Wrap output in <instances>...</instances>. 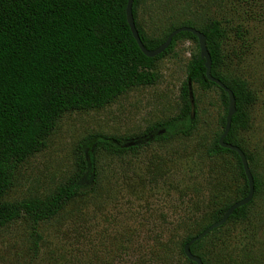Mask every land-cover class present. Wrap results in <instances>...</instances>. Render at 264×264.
<instances>
[{"label":"rangeland","instance_id":"1","mask_svg":"<svg viewBox=\"0 0 264 264\" xmlns=\"http://www.w3.org/2000/svg\"><path fill=\"white\" fill-rule=\"evenodd\" d=\"M137 15L153 36L176 19L221 23L226 32L221 70L244 80L255 96L240 138L264 176V0H142ZM197 51L194 42L178 41L173 53L156 63L154 85L131 89L102 109L62 115L43 150L18 166L4 201L44 197L66 181L75 169L79 141L90 134L136 137L175 117L187 65ZM191 88L197 125L190 137L153 142L124 157L98 154L100 185L39 224L38 240L24 219L0 228V264H184L178 246L167 252L166 243L197 233L208 212L230 203L240 184L231 156L205 155L221 130L219 92ZM255 212L264 264V193Z\"/></svg>","mask_w":264,"mask_h":264},{"label":"trees","instance_id":"2","mask_svg":"<svg viewBox=\"0 0 264 264\" xmlns=\"http://www.w3.org/2000/svg\"><path fill=\"white\" fill-rule=\"evenodd\" d=\"M141 1L133 0L132 13L145 49H156L181 27L194 28L205 36L211 76L233 93L236 103L224 142L244 153L254 181L250 203L235 210L223 226L195 242L190 252L203 264H261L260 224L253 219L256 202L264 193V176L252 166L253 159L240 138V133L248 129V109L255 96L244 80L225 75L221 70L226 32L215 19L201 22L176 19L169 21L159 35H149L138 22ZM126 3L127 0H0V228L24 219L32 224V234L38 240L39 224L54 220L66 206L93 194L100 185L98 154L124 157L153 142L190 137L197 125L196 104L193 94L191 104L188 88L191 82V87L219 92L224 110L221 130L205 155L210 160L231 156L236 179L240 181L232 201L210 210L207 223L197 233L166 243L167 252L178 246L184 264H195L185 257L184 245L220 220L233 203L248 193L238 155L218 144L225 126L228 97L206 79L199 49L187 65L186 81L180 89L181 108L175 117L149 126L136 137L90 134L79 141L75 169L66 181L44 197L4 201L18 166L43 150L62 115L102 109L131 89L154 85L158 80L156 63L171 55L178 41L194 42L198 48L197 38L184 32L176 35L162 54L145 57L127 25ZM237 227H241L240 234L234 233ZM235 246L240 247L238 253L232 248Z\"/></svg>","mask_w":264,"mask_h":264},{"label":"water","instance_id":"3","mask_svg":"<svg viewBox=\"0 0 264 264\" xmlns=\"http://www.w3.org/2000/svg\"><path fill=\"white\" fill-rule=\"evenodd\" d=\"M132 6H133V0H127L126 8H125L126 22H127V25L130 29V32H131V35H132L134 41L136 42L139 50L141 51V53L145 57H147V58L157 57L158 55L162 54L163 52H165L169 48V46L172 42V39L176 35H178L180 33H184V32L190 33L197 38L199 56H200V59L204 60L206 79L209 82L214 83L220 89H222L228 97L227 113H226V117H225V126H224L223 132H222V134L218 140V144L221 148L233 151L238 155L240 162L242 164V168H243L246 180L248 182V193H247V196L245 198L233 203L226 210V212L223 214V216L221 217L220 220L211 224L203 232H201L199 235H197L196 237L189 240L184 245L183 253H184L185 257L187 258V260H189L195 264H203L199 257L193 255L190 252V247L195 242L200 241L201 239L208 236L213 230L218 229L221 226H223L228 221L229 217L234 213L235 210H237L238 208L245 206V205L250 203V201L253 198V194H254L253 176L251 174V171H250V168L248 166V162H247V159H246L244 153L238 147L232 146V145L224 142V139L227 136V134L229 133V130L231 127L232 117L236 112L235 111V106H236L235 98H234L233 93L223 83H221L219 80H217L211 76V59H210V55L206 49L205 36L201 32H199L198 30L191 28V27H181V28H178V29L174 30L173 32H171L169 34V36L167 37V39L159 47H157L154 50H147L143 46L141 39L139 37V34L137 32V29L135 27V22H134L133 13H132ZM188 88H189V95H190V99H191V104H193L191 82H188Z\"/></svg>","mask_w":264,"mask_h":264}]
</instances>
